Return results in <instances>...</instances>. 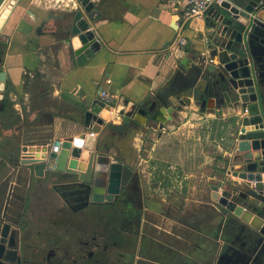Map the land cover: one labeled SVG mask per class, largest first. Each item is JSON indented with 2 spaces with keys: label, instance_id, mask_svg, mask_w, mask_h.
Segmentation results:
<instances>
[{
  "label": "crops",
  "instance_id": "0c3cea01",
  "mask_svg": "<svg viewBox=\"0 0 264 264\" xmlns=\"http://www.w3.org/2000/svg\"><path fill=\"white\" fill-rule=\"evenodd\" d=\"M66 1L72 3L65 4L69 9H49L35 5L32 0H18L9 7L2 22L3 9L13 1L0 0V67L5 73V82L1 84L4 91L0 93V213L12 218L22 199L28 197L26 220L31 225L39 221L47 232L59 234H65L64 228L70 225V211L60 200V190L42 184L31 176L29 167L19 164L24 156L21 149L40 146L50 139H76L83 133L89 134L91 131L83 128V113L93 99L101 100V93L112 98L114 107L109 109V117L99 133H94L96 151L129 167L125 156L129 141H138L141 149L146 147L149 136L150 157L158 162L163 160L164 153L165 157L171 156V160L165 159L167 169L171 170L166 169L167 172L171 176L183 172L187 181L200 176V172L189 174L183 154L179 156L176 152L177 160L174 158L173 145L185 142L189 145L195 138L188 135L187 142L179 131L195 118L207 119L190 125L196 132L215 118L226 121L231 117L238 123L236 114L228 107L202 112L193 102L162 128L154 123L146 125L141 116H135L141 123L134 125L126 116L134 104L145 105L168 87L182 59L195 51L209 53L204 49L210 35L208 15L177 26L176 16L161 0H91L99 14L89 29L95 33L100 49L78 67L67 40L78 5L75 0ZM179 37L186 41L182 53L174 50ZM222 140L220 136L218 156L224 159L227 156L228 170L234 148L221 151ZM202 173L205 177V170ZM231 180L234 179L226 176L225 181ZM177 189L170 192L188 193L184 204L189 211L191 189L192 217L181 223L179 215L177 218L173 215L164 222L165 207L159 197L151 203L149 213L155 220L150 223L157 228L158 235L160 228L172 235L173 264H215L224 245L230 244L226 226L232 219L222 214L212 201H208L212 210L206 207L205 199L201 198L204 187L191 188L187 184Z\"/></svg>",
  "mask_w": 264,
  "mask_h": 264
},
{
  "label": "water",
  "instance_id": "95a60500",
  "mask_svg": "<svg viewBox=\"0 0 264 264\" xmlns=\"http://www.w3.org/2000/svg\"><path fill=\"white\" fill-rule=\"evenodd\" d=\"M12 1L14 4L18 0ZM75 1L78 8L73 13L67 40L75 65L81 67L100 49L95 33L89 29L99 12L91 0ZM2 12H5L1 15L3 22L9 8ZM207 25L210 35L204 49L209 53L195 51L182 59L168 87L145 105L134 104L126 116L134 125L141 123L135 116H141L146 125L154 123L162 128L174 120L177 112L187 109L190 102L202 112L228 107L236 114L234 155L224 174L234 180L221 178L211 185L210 200L245 228V242L256 252L252 255L247 248L228 245L232 253L224 259L225 264H263L264 0H225L208 12ZM4 82L5 73L0 67V93L4 91V86L1 87ZM109 109L103 101L93 99L83 113V128L98 134L109 117ZM95 144L96 138L84 133L76 139H50L37 147H23L24 156L19 164L29 167L31 176L52 188L89 185L93 186L94 202H102L104 196L111 200L126 184L131 170L97 152ZM103 176L105 189L99 181ZM28 203V197L23 198L10 219L0 213V264H11L7 258L11 241L33 237L31 224L26 220ZM222 259L220 254L215 264Z\"/></svg>",
  "mask_w": 264,
  "mask_h": 264
},
{
  "label": "flooded vegetation",
  "instance_id": "af4514ba",
  "mask_svg": "<svg viewBox=\"0 0 264 264\" xmlns=\"http://www.w3.org/2000/svg\"><path fill=\"white\" fill-rule=\"evenodd\" d=\"M104 178L99 181L105 189ZM139 181L131 170L117 197L106 200L104 196L102 202L93 201V186H55L56 191H61L63 206L70 211L66 233L47 232L37 222L31 225L32 238L11 241L7 258L11 264H173L172 235L161 228L158 235L150 223L154 217L147 214L153 206L143 201L146 198L140 194ZM162 216L164 222L172 217L166 209ZM179 220L185 222L180 217ZM226 229L231 237L229 246L256 253L250 244L243 243L247 238L243 226L231 220ZM228 245L222 248L220 264H225L224 259L232 253ZM261 257L264 258V251Z\"/></svg>",
  "mask_w": 264,
  "mask_h": 264
},
{
  "label": "rangeland",
  "instance_id": "374dc122",
  "mask_svg": "<svg viewBox=\"0 0 264 264\" xmlns=\"http://www.w3.org/2000/svg\"><path fill=\"white\" fill-rule=\"evenodd\" d=\"M32 1L33 3H35V5L45 8L48 7L49 9H69V7H65V4H72L70 2H67L66 0L59 3H56L55 0ZM195 119L196 120H194L193 122H190V125L199 124L207 120L205 118ZM215 119V121L207 124L206 126H204V128H198L197 132L196 129L191 128L189 124H186V126L179 131L180 135L181 133H183L184 136L182 137H187V142L189 141L188 135H191V137L195 138L194 143L190 141L189 145L186 142L182 144L180 143L179 146L175 144L173 145L174 158H176L177 160L178 156L176 152L179 153V156H182L183 154L185 161L184 164L187 165L186 170L189 171V174L197 175L200 172V176L195 179H190L189 181L184 180V176L182 175L183 172H178L173 176L169 174L171 172H167V170H171L167 169V166L169 165L166 164L165 159L171 160V156L165 157L166 155L164 153L163 160H160L158 162L155 160V158L150 157L148 149L150 148V144L152 142L149 140V136L146 140V147L143 146L141 149H139L138 147L140 145L138 141H129V147H127L128 152L125 156L128 160V163L131 164L129 168L132 170L134 176H136L137 179L140 180V194L142 198H146L145 200L143 199V201H147V203L151 205L153 201L155 202L156 198L160 197L159 200L161 201V204L165 207L164 209H167L170 216L173 217L174 215L177 218V216L179 215V217L181 219H184L186 222L188 218L192 217L191 210L193 208V197L190 192L191 189H189L190 201L188 202V204L190 203V211L187 208L188 205L185 206L184 204V196H188V193L184 191V195H181L179 193L175 194V192L173 193L170 191H172L173 188L178 191L177 187H186V185L188 184V186L191 188H197L198 186L200 188L204 187L205 194H201V198L205 199L207 205L206 207L212 210L208 204V201H211L210 186L217 184V182L221 178L222 180L225 179L224 174L229 164L228 161H226L227 156H225V159L218 156L217 145L220 144L219 139L220 136H222L223 140L221 141V151L229 152L230 149H233V136H235L238 128L237 122L231 117L229 119H226V121H219L217 118ZM174 140H176L175 137ZM173 143L174 142H172L170 146ZM178 143L179 142H177L176 144ZM117 146H119V149L124 151L122 144H119ZM117 157L120 158V156ZM117 157L115 159H118ZM179 170L181 169L179 168ZM203 170H205L206 173L205 177L202 176L204 175L202 173ZM161 171H163V173H161ZM156 181H158V184L156 183ZM173 210H176L178 213H173ZM220 211L222 212V214H224L223 210L220 209ZM147 217L151 218L149 212L147 214Z\"/></svg>",
  "mask_w": 264,
  "mask_h": 264
},
{
  "label": "built area",
  "instance_id": "2783aa9c",
  "mask_svg": "<svg viewBox=\"0 0 264 264\" xmlns=\"http://www.w3.org/2000/svg\"><path fill=\"white\" fill-rule=\"evenodd\" d=\"M163 4L171 8V14L176 16V25L183 26L192 20L204 19L207 17L208 12L214 10L222 5L225 0H161ZM186 45L184 38L179 37L175 44L174 50L176 52H183V48ZM211 62V60H209ZM101 101L105 105L113 109L114 105L112 103V98L106 94L101 93ZM89 135L95 136L93 132Z\"/></svg>",
  "mask_w": 264,
  "mask_h": 264
},
{
  "label": "bare ground",
  "instance_id": "6f19581e",
  "mask_svg": "<svg viewBox=\"0 0 264 264\" xmlns=\"http://www.w3.org/2000/svg\"><path fill=\"white\" fill-rule=\"evenodd\" d=\"M12 5H13V3L10 2V3L8 4V8L11 7ZM4 13H5V12H4Z\"/></svg>",
  "mask_w": 264,
  "mask_h": 264
}]
</instances>
